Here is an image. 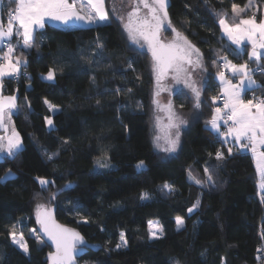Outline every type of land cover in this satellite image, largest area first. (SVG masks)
<instances>
[{
	"label": "trees",
	"instance_id": "1",
	"mask_svg": "<svg viewBox=\"0 0 264 264\" xmlns=\"http://www.w3.org/2000/svg\"><path fill=\"white\" fill-rule=\"evenodd\" d=\"M12 4L3 0L4 9ZM233 4L244 9L239 16ZM263 7L264 0H168L169 19L201 52L207 78L198 108L185 93L174 94L185 123L176 151L167 156L151 141L150 54L130 42L110 9L103 23L45 24L31 47L19 45L27 64L13 120L23 146L0 159V177L10 173L0 180V264H48L51 247L38 234L35 213L51 194L54 206L47 208L91 245L79 264H261L264 194L252 155L221 139L208 122L222 105L212 99L220 94L219 61L250 62L248 47L232 43L220 20L260 19ZM252 69L259 84L251 92L264 95V71ZM49 70L53 80L46 78ZM13 86L7 79L4 93H14ZM46 100L59 109L52 112ZM102 158L108 167H97ZM140 161L145 165L138 169ZM190 168L200 184L189 179ZM38 177L50 183L42 186ZM177 216L184 220L179 229ZM150 220L162 226L158 239L149 234ZM13 225L28 254L12 243ZM121 233L127 244L118 248Z\"/></svg>",
	"mask_w": 264,
	"mask_h": 264
},
{
	"label": "snow or ice",
	"instance_id": "2",
	"mask_svg": "<svg viewBox=\"0 0 264 264\" xmlns=\"http://www.w3.org/2000/svg\"><path fill=\"white\" fill-rule=\"evenodd\" d=\"M15 4L14 9H9L7 12V25L5 26L3 20H0V41L4 38H11L14 34L23 36L24 46L31 47V41L34 39V28H43L45 18L52 20L62 21L65 24L70 19L86 20L88 23H93L96 20L107 21L108 13L104 8V0H87L89 11L87 14L82 15L83 5L81 10L76 8V0H11ZM143 5L144 8L148 9V15L141 18L139 17L140 8L139 5ZM232 11L237 16L240 15L244 9H241L238 5L233 4ZM167 5L166 0H138L136 6L128 13V23L125 24V29L128 32L129 39L136 44L140 43L142 39L148 46V50L151 52L153 60V71L156 74L157 86L159 87L160 81L169 73H173V79L179 84L184 83L185 87L191 89L196 98L195 107H200V91L196 87L195 82L191 81V73L187 66H201L200 58L201 54L199 49L191 44L187 40V37L183 36L175 28H172V32L175 34V38L172 42L164 43L161 41L159 32L161 25L164 20H167ZM14 23L19 25V29H14ZM220 24L224 27L232 43L240 46L245 39L252 43V51L249 54V59L257 63L264 58L258 49H264V21L259 24L256 23L254 16L249 19H241L240 23L229 27L224 19L220 20ZM171 26L169 21V27ZM22 30V31H20ZM103 47V45H98ZM143 46V45H141ZM13 47L11 44L8 45L7 52L4 54V60L6 63H0V77L5 75L14 76L18 71V67L21 63L20 59H16V65L12 64L11 54ZM225 61L224 67L229 69L233 76L239 75L241 77L239 84H234L232 80L225 78L223 71L218 72L217 75L220 78L222 84V93L224 97V107L216 108L211 120L208 122L211 128L218 132L221 136L232 137L236 144H239L241 148H249L256 160L257 171L260 173L261 182L260 188L264 189V98L256 100L249 99L245 101L241 93L251 90L252 87L257 86L256 81L252 78L253 69H250L247 63L235 64L228 60L227 57H223ZM182 74L187 76L182 81ZM48 80L54 79V72L49 70L47 77ZM2 87V83H0ZM159 95V92L156 93ZM16 97L15 96H3L0 95V127H5L4 123L5 116L11 119V110L16 108ZM215 102L218 97H212ZM157 104L161 110L168 113V124L166 126L164 136L157 135L155 137L156 146L162 147L160 144L163 138L165 144L162 147L164 152L174 153L179 145L180 134L179 128L185 121L180 120L175 112L172 111L171 101L166 106H160L157 101H153ZM47 104L48 101L46 100ZM99 103V101H97ZM49 109L52 106L49 105ZM223 113V114H222ZM46 123L51 126L53 124L52 119L45 118ZM220 121H223L225 125H228L229 121L231 125L227 128L226 132H220ZM157 126L159 127V118H157ZM172 129H176L175 133H172ZM4 138L0 137V141ZM246 141V143H245ZM22 142L19 134L13 128L12 134L7 138V144L0 142V153H6L8 157H14L20 150ZM231 154L232 149H228ZM216 158L218 160L223 159V153L221 151L216 152ZM51 159V157H49ZM143 161L138 162L137 168L142 167ZM104 166V165H102ZM205 173H208V169H205ZM6 174L0 177V180L7 179ZM38 182L44 186L50 183V181L37 178ZM189 179L200 184L201 181L196 179L189 169ZM209 181L212 180L211 175L207 176ZM67 187H71L68 185ZM164 188L172 191V186L165 183ZM54 198V197H53ZM142 199L147 198L146 195L141 197ZM264 200V197H262ZM199 201L189 208L188 211L192 212L194 208L198 207ZM42 205L37 206V222L41 225V230L44 235L47 236L48 240L55 246L56 251L49 253L50 264H73L74 257L78 249L77 245L84 244V238L80 233L63 227L55 222L52 218L50 211L42 212ZM176 224L178 229L183 226L184 220L182 217H176ZM149 228L152 229L151 235L153 238H160L158 233L162 234V228L159 225L149 224ZM12 231L9 235L12 238V243L19 246L25 254H28L29 248L26 242L23 241V233L19 234L15 232V225L12 226ZM36 230H33L35 232ZM40 239L39 236L36 237ZM121 244L117 247L126 246L127 241L124 238V234L121 233Z\"/></svg>",
	"mask_w": 264,
	"mask_h": 264
},
{
	"label": "rangeland",
	"instance_id": "3",
	"mask_svg": "<svg viewBox=\"0 0 264 264\" xmlns=\"http://www.w3.org/2000/svg\"><path fill=\"white\" fill-rule=\"evenodd\" d=\"M137 2H138V0H111L110 1V6L108 8V6L106 4V0H104L105 11L107 12V9H110V11L112 12L113 16L118 18V20L121 23V26H122V28L125 31L127 36H128V32L125 29V24L128 23V13L132 10V8L134 6H136ZM149 3L151 4L152 0H149ZM166 5L168 6V0H166ZM139 8H140V12L138 14L139 17L143 18V17L148 15V9L144 8L142 4L139 5ZM169 21H170V19H169V16H168L167 20L163 21V24L161 25L160 32H159L160 39L164 43H169V42H172L174 40L175 34L172 32V28H175L183 36H185L178 28H176L174 26V24L171 21H170L171 26L169 27ZM128 38H129V36H128ZM187 40L190 41L188 38H187ZM130 42H132V41L130 40ZM133 44L136 45L137 47H139L142 50L148 51L149 54H150V67H151V70H152V73H153V77H154L153 101L154 100L157 101L160 106H166L169 103V101H171L172 111L175 112L176 116L180 120H182L183 117L180 115V112L175 108V105H174V94L177 93V92H183V93H185L184 96L185 95L189 96L191 98V100H193V102L196 104L195 95L193 94V92L191 91L190 88L185 87L183 82L178 84L176 82V80L173 79V75L174 74L171 73V72H169L160 81V85L158 87L157 86V81H156V74L153 71L152 55H151V52L148 50L147 44L142 39L140 40L139 44H136V43H133ZM191 44L194 45L192 42H191ZM141 45H143V46H141ZM200 54H201V52H200ZM200 64H201V66H199V67L187 66V65H185V67H187L189 69V72L191 73V81L195 82L196 87L199 89V91L201 93L200 98H199L200 101H201L203 88H204V85L206 83V78H207L206 68H205V65H204L202 54H201V58H200ZM229 77L225 75L226 79H228ZM186 78H187V76L185 74H182V81H183V79H186ZM217 78H218V80H220L218 75H217ZM157 92H159V95H156ZM51 106H52L53 112H56L59 109V107H57V106H54V105H51ZM157 118H159V125H160L159 127L157 126ZM44 121H45V119H44ZM45 124L48 127H52V125H53L52 124L51 126H49L46 122H45ZM167 124H168V113L166 111L161 110V108L158 107L157 104L153 102V109H152V113H151V117H150V129H151L152 146H153L154 149H156L157 151L165 154L166 156L168 154H170V153L164 152L162 150V147L165 144L163 138L160 141V144H161L162 147H157L156 146L155 137L157 135H160L161 137L164 136L165 131H167V128H166ZM181 127H182V124L180 125V128ZM175 130L176 129H172L171 130L173 134L175 133ZM242 149L245 150V148H242ZM102 165H104V166H102ZM144 165L145 164H143V166ZM108 166H109V162L105 158H102V159H100L97 162V167L98 168H106ZM142 167H140V168H142ZM140 168H138V169H140ZM52 195H54V194H51V196L49 198V201L40 200L37 203V206L38 205H42L43 207L46 206L48 208H53L54 203L52 201V199H53ZM37 210L38 209L36 207V211ZM150 223L153 224V225H159L162 228V226L158 222V220H150L149 224ZM151 231H152V229L149 228V234L152 237ZM15 232L17 233V238L19 239V234L21 233V230H17ZM31 234H35V232H33V229H31ZM162 234H163V231H162ZM162 234L158 233L159 236H161ZM11 241H12V238H11ZM23 241L26 242L24 236H23ZM14 245L19 248L18 245H16V244H14Z\"/></svg>",
	"mask_w": 264,
	"mask_h": 264
},
{
	"label": "crops",
	"instance_id": "4",
	"mask_svg": "<svg viewBox=\"0 0 264 264\" xmlns=\"http://www.w3.org/2000/svg\"><path fill=\"white\" fill-rule=\"evenodd\" d=\"M69 2L71 3L72 0H69ZM83 5V11H81V14L82 15H85L88 13L89 11V6L87 4V0H76V8L77 10H81V6ZM14 9L15 8V4L13 3L11 7H8L7 9H4L3 8V0H0V20H3L5 26L7 25V19H8V16H7V12L9 9ZM254 16L255 18V21L257 24H259L261 21H264V7L262 9V14H261V17L260 19H256L255 15H252V16H249V17H245V18H241V19H249V18H252ZM225 20V23L229 26V27H233L237 24L240 23V20L236 23H231L230 21H228L226 18H222ZM105 21H100V20H96L95 22L93 23H88L86 20H76V19H70L68 21L67 24H65L64 22L62 21H57V20H52V19H49V18H45V23H44V26L45 24H51L53 26H57V27H77V26H88V25H95V24H98V23H103ZM14 29H19V25L17 23H14ZM42 28H34V36H35V33L36 31L38 30H41ZM22 31V30H20ZM222 32L223 34L230 40L232 41L230 38H229V35L226 33L224 27H222ZM3 43H9L11 44V46L13 47V52L11 54V61H12V64L13 65H16V59L19 58L21 63L19 65H16L19 69V73H24L25 71V67H26V64H27V60L24 56L20 55L18 52H17V47L19 45H22L24 44V41H23V36L21 35H16L15 34V31H14V34L11 38H4L2 41H0V56H2L4 58V54L5 52H7L6 50H4L2 48V45ZM236 45V44H235ZM248 47V61L250 62H235L233 60H230L232 61V63H235V64H243V63H247L249 68L252 69V67L256 68V67H259L261 70L264 71V58H262L259 63L255 62L254 59L253 60H250L249 59V54L251 53L252 51V43L245 39L243 41V43L240 45V47ZM258 51H260L262 54H264V49H258ZM229 60V59H228ZM4 63H6V61L4 60ZM230 76V77H229ZM11 76H8V75H5L3 77H0V83H2V87H0V95H3V96H15L17 98V94L16 93H12V94H5L4 93V88H5V84L3 83V81H6L7 79H9ZM228 79L227 80H232V82L234 84H239V81L241 79V77L239 75H236V76H233V74L231 73L230 71V75H228ZM217 78V77H216ZM252 78L256 81V85H258V81L255 79V77L252 75ZM218 80V78H217ZM218 83H219V88H220V94H223L221 89H222V84H221V81L218 80ZM28 87L30 86L29 84L27 85ZM255 87L257 86H254L251 88V90H248L246 92H242L241 93V96L242 98L247 101L249 100V96H248V92L252 91V89H254ZM47 105L49 106L50 104L47 103ZM16 107H17V99H16ZM224 107V102L222 103L221 105V109H223ZM16 111V108L15 109H12L11 110V119L9 120L7 118V116H5V125H6V128L5 127H0V137H3L4 140L3 141H0L4 144H7V138L12 134V130L13 128L15 129V131L19 134V137H20V140L22 142V138H21V135L20 133L18 132V130L16 129L15 127V124H14V120H13V114L15 113ZM51 111L53 112V110L51 109ZM220 123V132H226L227 129H224L223 126H222V121L219 122ZM208 127L214 132L216 133L221 139L225 140V141H230L232 143H234L235 145H237L241 150H244L240 147L239 144H236L233 140L232 137H224V136H221L218 132H216L215 130H213L211 128V125L208 124ZM23 146V143L21 145V148ZM20 148V150H21ZM262 150V149H261ZM251 155H252V158H253V161H254V165H255V168H256V171H257V167H256V160L255 158L253 157V154L252 152H250ZM4 157H8L6 153H0V159L4 158ZM257 175H258V185H260V182H261V176H260V173L257 171ZM259 189L261 191V194H264V189H261L260 186H259ZM261 264H264V261L261 263Z\"/></svg>",
	"mask_w": 264,
	"mask_h": 264
},
{
	"label": "water",
	"instance_id": "5",
	"mask_svg": "<svg viewBox=\"0 0 264 264\" xmlns=\"http://www.w3.org/2000/svg\"><path fill=\"white\" fill-rule=\"evenodd\" d=\"M40 211L42 212H48L50 211L51 213V216L52 218L55 220V222L63 227H66V228H69V229H72L78 233H80L76 228L74 227H71L65 223H62L61 221H59L57 218H56V215H55V211L54 209H48L47 207H43L42 209H40ZM35 216H36V220H37V211L35 213ZM38 224V234L39 236L41 237V239H43V241L48 244L50 247H51V251L50 253H54L56 251L55 249V246L52 244V242L50 240H48L47 236L44 235L43 231L41 230V225L37 222ZM80 235L84 238V244H81V245H77V248L78 249H82V251H77L75 257H74V261H73V264H79V259L80 257H82L85 252L88 250V248L91 247V245L88 243V241L86 240V238L80 233ZM48 264H50V261H49V254H48Z\"/></svg>",
	"mask_w": 264,
	"mask_h": 264
},
{
	"label": "built area",
	"instance_id": "6",
	"mask_svg": "<svg viewBox=\"0 0 264 264\" xmlns=\"http://www.w3.org/2000/svg\"><path fill=\"white\" fill-rule=\"evenodd\" d=\"M8 45H9V43H3L2 48L7 51ZM0 63H4V59H3L2 56H0ZM224 63H225V61L221 60V61H219L218 65H219L220 71H223L225 73V75L228 76V75H230V70L224 67ZM21 76H22V73L17 72L14 76L10 77V79L14 82V86H13V92L14 93H17L19 91L18 82H19ZM3 83L5 84V81H3ZM249 96H250L249 97L250 99H254L255 98L256 100L264 98V95L255 96V94L253 92H251L249 94ZM217 97H218L217 102H220V103L224 102L223 94H219ZM230 125H231L230 121H229L228 125H225L223 123V121H222V126H223L224 129H227ZM245 143H246V141H245ZM245 150L248 151V152H251L249 148H245ZM259 258L262 261H264V252L262 250L259 253Z\"/></svg>",
	"mask_w": 264,
	"mask_h": 264
}]
</instances>
